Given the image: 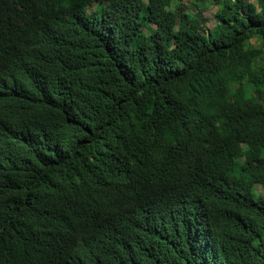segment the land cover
<instances>
[{
    "label": "trees",
    "instance_id": "trees-1",
    "mask_svg": "<svg viewBox=\"0 0 264 264\" xmlns=\"http://www.w3.org/2000/svg\"><path fill=\"white\" fill-rule=\"evenodd\" d=\"M173 1L0 0L54 77L0 99V264H264V0Z\"/></svg>",
    "mask_w": 264,
    "mask_h": 264
},
{
    "label": "clouds",
    "instance_id": "clouds-1",
    "mask_svg": "<svg viewBox=\"0 0 264 264\" xmlns=\"http://www.w3.org/2000/svg\"><path fill=\"white\" fill-rule=\"evenodd\" d=\"M7 51L9 58L5 61L0 60V67L7 70L5 75L0 73V99L20 97L21 94L27 96L34 90L41 88L45 82L48 87L52 85L54 77L48 74L47 63L42 50L18 47L17 49H7ZM11 125L8 114L0 108V145L7 143L12 133L9 131ZM30 138L31 135L27 138L18 136V142L30 148ZM57 255L59 256V264H85L84 257L80 254L58 253Z\"/></svg>",
    "mask_w": 264,
    "mask_h": 264
},
{
    "label": "rangeland",
    "instance_id": "rangeland-1",
    "mask_svg": "<svg viewBox=\"0 0 264 264\" xmlns=\"http://www.w3.org/2000/svg\"><path fill=\"white\" fill-rule=\"evenodd\" d=\"M251 2H255V0H249ZM177 5H179L182 8V12L187 11L188 16L184 19L187 23H189L192 26H199L204 25L206 29H212V27L215 25V20L213 18V14L216 11V9L219 7L218 4H216L213 0H174L168 8H174ZM93 9V6H86L85 10L87 12H90ZM200 11L203 18H200V16L197 14V12ZM250 42L252 44H259L260 39L257 38H251ZM242 146H239V149L241 150ZM254 191L256 194L260 193V187L257 186L254 188Z\"/></svg>",
    "mask_w": 264,
    "mask_h": 264
}]
</instances>
